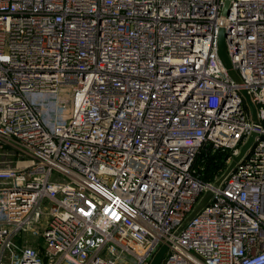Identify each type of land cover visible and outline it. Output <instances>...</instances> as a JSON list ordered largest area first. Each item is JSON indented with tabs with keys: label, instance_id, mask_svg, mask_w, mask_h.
I'll return each mask as SVG.
<instances>
[{
	"label": "built area",
	"instance_id": "1",
	"mask_svg": "<svg viewBox=\"0 0 264 264\" xmlns=\"http://www.w3.org/2000/svg\"><path fill=\"white\" fill-rule=\"evenodd\" d=\"M226 1L0 0V264H264V0Z\"/></svg>",
	"mask_w": 264,
	"mask_h": 264
},
{
	"label": "water",
	"instance_id": "2",
	"mask_svg": "<svg viewBox=\"0 0 264 264\" xmlns=\"http://www.w3.org/2000/svg\"><path fill=\"white\" fill-rule=\"evenodd\" d=\"M229 1L230 0L226 1L225 12H227V10L229 8ZM219 54L225 60V53H224V47H223V32L222 31L220 32V35H219ZM242 95L245 98V102H246V105L248 107V110H249V113L251 115V119H252L253 123L254 124H258V120H257L256 112H255V107H254L253 103L251 102V99H250L249 95L247 94L246 91H242ZM256 136H257V134L255 132H251V134L248 136V138L245 141V143L240 148L238 155L235 156L232 159V161L226 167V169L221 174V176L214 182L213 186L215 188H220L222 186L223 182L226 180V178L231 173V171L233 169H235L237 167V165L240 164L243 161V159L245 158L246 154L248 153V151L253 146ZM212 196H213V193L211 191H206L202 195L200 200L197 202V204L192 209L190 214L186 217V219L181 224V226L177 229L175 234H177L179 231H181L204 207H206L208 205V203L210 202ZM166 250H167V246L166 245H162L160 247V249L157 251V253L154 255V257L151 260L150 264H160L162 259H163V257H164V255H165Z\"/></svg>",
	"mask_w": 264,
	"mask_h": 264
},
{
	"label": "trees",
	"instance_id": "3",
	"mask_svg": "<svg viewBox=\"0 0 264 264\" xmlns=\"http://www.w3.org/2000/svg\"><path fill=\"white\" fill-rule=\"evenodd\" d=\"M227 156L228 155L226 153L222 152H218L213 155L202 152L198 156L196 163L204 162L205 164L203 179H212L221 174L226 168Z\"/></svg>",
	"mask_w": 264,
	"mask_h": 264
},
{
	"label": "rangeland",
	"instance_id": "4",
	"mask_svg": "<svg viewBox=\"0 0 264 264\" xmlns=\"http://www.w3.org/2000/svg\"><path fill=\"white\" fill-rule=\"evenodd\" d=\"M40 241H42V239H40Z\"/></svg>",
	"mask_w": 264,
	"mask_h": 264
}]
</instances>
